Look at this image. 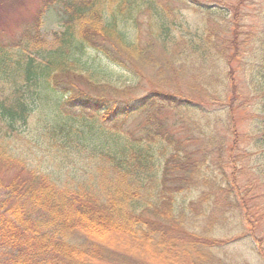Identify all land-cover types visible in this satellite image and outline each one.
Here are the masks:
<instances>
[{"label":"trees","instance_id":"1","mask_svg":"<svg viewBox=\"0 0 264 264\" xmlns=\"http://www.w3.org/2000/svg\"><path fill=\"white\" fill-rule=\"evenodd\" d=\"M41 2L0 37V264H221L213 233L231 231L264 259V0L194 7L193 31L169 4L183 0ZM97 59L134 79L142 63L169 69L185 88L108 99Z\"/></svg>","mask_w":264,"mask_h":264},{"label":"rangeland","instance_id":"2","mask_svg":"<svg viewBox=\"0 0 264 264\" xmlns=\"http://www.w3.org/2000/svg\"><path fill=\"white\" fill-rule=\"evenodd\" d=\"M184 2L179 4L169 3L170 7L178 9L180 12L179 17L175 20L181 24H186L189 26L190 31H193L197 22L200 18L199 15L195 14L194 7H210V8H231L235 7L238 0H183ZM190 2V4L187 3ZM169 7V8H170ZM42 8L41 0H0V37L4 39L11 40L12 37H16L19 33L35 21L40 14V9ZM168 8V9H169ZM242 13L247 14L248 17L244 19L242 24L248 26L253 25L255 20V8L250 7L249 10H242ZM60 13L59 9L52 6L51 9L46 12L42 18L41 32L43 36L51 39V34L57 32L60 29ZM185 31V29H184ZM141 42H146L148 40V35L141 29ZM183 35L182 32L176 31L175 37H180ZM144 45V44H143ZM158 53V52H157ZM155 56L157 54L153 53ZM91 61L94 60V54L92 52L88 53ZM96 64L104 71L105 75L108 76L107 82L111 85L101 86L99 90L101 95L107 97L108 99L114 100H127L132 98H138L145 95L150 91H161L164 93H172L177 97L181 96L182 90L185 88L183 84L182 74L173 75L169 72V69L163 70L161 73L158 69L151 67V65L142 63L137 67V78H132L131 74L123 69L116 67L108 63L105 59H97ZM168 125L170 127V132L174 133L178 139H186L190 137L188 129L181 123L178 116L169 113L167 114ZM238 119L241 120V116L238 115ZM138 123V120L136 121ZM196 148V144H193ZM243 147H241L242 151ZM247 163V162H244ZM250 167L247 166L246 168ZM250 180L249 173L241 178L242 184H247ZM183 193L178 197V202L186 203L197 197L196 193ZM227 222L230 227L234 225L233 218L228 215ZM264 228V224L261 225L260 229ZM215 229V227L213 228ZM198 231H202L199 229ZM215 239H219L220 242H225L221 244L218 248L221 250L222 263L221 264H264V259L259 255V246H255L251 242V239L246 237V234H239V232L231 231L228 235L215 234L213 233ZM264 248V247H263ZM178 264H184L182 260H179Z\"/></svg>","mask_w":264,"mask_h":264}]
</instances>
